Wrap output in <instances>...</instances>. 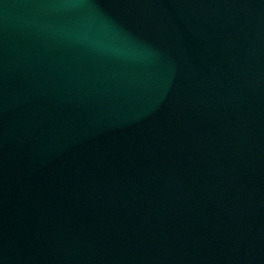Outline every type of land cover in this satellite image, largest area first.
I'll use <instances>...</instances> for the list:
<instances>
[{
  "label": "water",
  "instance_id": "water-1",
  "mask_svg": "<svg viewBox=\"0 0 264 264\" xmlns=\"http://www.w3.org/2000/svg\"><path fill=\"white\" fill-rule=\"evenodd\" d=\"M0 264H264V0H0Z\"/></svg>",
  "mask_w": 264,
  "mask_h": 264
}]
</instances>
